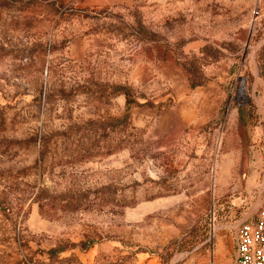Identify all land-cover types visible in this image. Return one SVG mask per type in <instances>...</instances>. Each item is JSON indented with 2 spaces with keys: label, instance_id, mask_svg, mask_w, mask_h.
Wrapping results in <instances>:
<instances>
[{
  "label": "rangeland",
  "instance_id": "rangeland-1",
  "mask_svg": "<svg viewBox=\"0 0 264 264\" xmlns=\"http://www.w3.org/2000/svg\"><path fill=\"white\" fill-rule=\"evenodd\" d=\"M0 202V264H234L264 0H0Z\"/></svg>",
  "mask_w": 264,
  "mask_h": 264
},
{
  "label": "built area",
  "instance_id": "built-area-1",
  "mask_svg": "<svg viewBox=\"0 0 264 264\" xmlns=\"http://www.w3.org/2000/svg\"><path fill=\"white\" fill-rule=\"evenodd\" d=\"M235 264H264V207L253 217L239 219Z\"/></svg>",
  "mask_w": 264,
  "mask_h": 264
},
{
  "label": "trees",
  "instance_id": "trees-1",
  "mask_svg": "<svg viewBox=\"0 0 264 264\" xmlns=\"http://www.w3.org/2000/svg\"><path fill=\"white\" fill-rule=\"evenodd\" d=\"M114 91L115 93L117 94H123L125 95L126 99H127V105H131L134 101L132 100V95H131V92H130V88L129 87H125V86H117L114 88ZM2 203L0 202V210L2 211H7V207L2 205ZM94 244V242L90 241V242H86V243H83L82 245H80V248L82 250H87L89 249L92 245ZM64 251V249H55V250H50L49 251V254L51 256H56L58 253Z\"/></svg>",
  "mask_w": 264,
  "mask_h": 264
},
{
  "label": "crops",
  "instance_id": "crops-1",
  "mask_svg": "<svg viewBox=\"0 0 264 264\" xmlns=\"http://www.w3.org/2000/svg\"><path fill=\"white\" fill-rule=\"evenodd\" d=\"M236 245V244H235ZM235 258H236V246H235ZM234 264H235V261H234Z\"/></svg>",
  "mask_w": 264,
  "mask_h": 264
}]
</instances>
